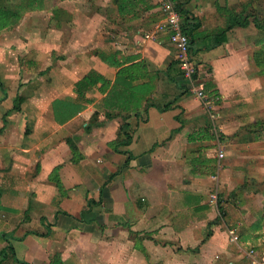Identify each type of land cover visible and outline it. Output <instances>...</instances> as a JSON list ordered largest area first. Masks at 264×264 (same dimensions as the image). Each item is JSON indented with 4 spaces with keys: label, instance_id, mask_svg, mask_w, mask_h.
I'll return each instance as SVG.
<instances>
[{
    "label": "crops",
    "instance_id": "0c3cea01",
    "mask_svg": "<svg viewBox=\"0 0 264 264\" xmlns=\"http://www.w3.org/2000/svg\"><path fill=\"white\" fill-rule=\"evenodd\" d=\"M144 1L156 12L120 19L109 0L108 20L96 0L75 42L49 43L64 61L49 67L48 83L20 82L11 98L0 83V250L9 243L24 264H249V250L264 256V67L252 60L254 31L233 27L207 49L231 4L178 0L199 23L189 51L200 101L185 90L166 35L144 39L162 0ZM59 8L56 33L72 22ZM108 25L115 33L105 39ZM112 49L158 73L152 106L125 113L91 88L90 103L56 124L52 101L74 102L77 80L110 71L88 52ZM120 128L130 141L114 149Z\"/></svg>",
    "mask_w": 264,
    "mask_h": 264
},
{
    "label": "trees",
    "instance_id": "16d2710c",
    "mask_svg": "<svg viewBox=\"0 0 264 264\" xmlns=\"http://www.w3.org/2000/svg\"><path fill=\"white\" fill-rule=\"evenodd\" d=\"M63 1V0H60ZM174 11L178 14L180 19V30L184 34L188 41L189 50L191 45L197 40L196 31L199 28V23L196 19L189 14L183 8V4L178 0H175ZM39 0H28L27 5H18L13 8L0 7V32L7 30L13 24L19 21L22 13L27 10L38 9L36 7ZM115 7L117 16L120 19L130 16L131 18L136 16L139 11L148 12L157 10V5H148L144 0H111ZM34 6V8H33ZM235 7H239V11H236ZM252 6V1H245L238 5H234L229 9L230 16L223 28L217 29L213 36V42L210 43V47L207 49L215 48L225 41V32L233 27L246 28L248 24H251L258 34L257 39L253 44L258 50L253 51L252 60L255 66L262 65L264 67V19L259 17L257 13L247 12L244 10L249 9ZM235 10V11H234ZM150 23H154V19L149 20ZM92 56L106 65L110 71L106 74H100L96 71H89L82 78L77 80L72 87V92L75 95L74 102L66 100H55L51 103V110L53 120L56 124L61 125L77 113H79L84 105L89 104L90 100L85 97L86 92L91 88H95L98 94H104V105L111 108L116 106L118 110L125 113L137 115L139 112L145 113L149 106H152L150 102V95L153 91L155 81L158 78L157 72H147L146 66L143 61L136 60V57L122 56L120 51L112 49L109 53L102 51H94ZM37 55L30 53L25 61L22 63L25 69L31 67ZM111 74V75H110ZM113 77V78H112ZM112 78V80H111ZM0 90L4 95L2 86ZM116 101V104L112 102ZM22 101L21 96H15L12 106L17 109ZM109 117V115H106ZM125 119V118H124ZM126 125V124H125ZM89 129L86 128V130ZM121 139L114 144V149L117 146H125L130 141V133L126 134L119 129ZM71 153H74L75 147L69 139L65 140ZM113 146V143L110 144ZM118 152V151H117ZM0 264H24L18 261L13 254L12 247L9 243L0 250Z\"/></svg>",
    "mask_w": 264,
    "mask_h": 264
},
{
    "label": "rangeland",
    "instance_id": "374dc122",
    "mask_svg": "<svg viewBox=\"0 0 264 264\" xmlns=\"http://www.w3.org/2000/svg\"><path fill=\"white\" fill-rule=\"evenodd\" d=\"M103 1L105 2V8H102V10L105 11V15L109 20L111 19V13L108 11L111 10L108 7L110 3L109 0H102V2ZM226 1H228L229 5L231 4L230 9L234 5L244 3L245 1H252L253 7H249V9L244 10V13H257L259 17H263L264 19V0ZM164 2H168L174 10V4H176L175 0H162L160 4ZM27 3L28 0H0V7L13 8L18 5L25 6ZM35 4L37 3L35 2ZM95 5L96 0H39V3L36 5V7H39L38 9L25 10L18 22L13 24L7 30L0 32V70L4 66H8L10 68L8 72L0 73V83H2L1 85L6 90L9 98L15 95L17 86H22L20 82H25L26 80H31L32 82L33 80H36L37 83L40 82L39 84L42 85L49 82V67L55 63L64 61L63 55L57 54L53 51L49 52V43L52 42V39L54 40L60 38V36H62L60 42L63 44L75 42L76 33L80 32V22L85 17H89L91 14H94L96 11ZM57 6L62 7L59 8L61 9V20L69 23L72 18V22L66 27L65 25H60V32L56 33V29L54 28V17ZM235 8L236 11H239V7ZM65 15L69 17L67 20L65 19ZM247 27L248 30L254 31V34H250L249 38V45L251 46L253 40L257 38L258 34L251 24H248ZM102 32V36L107 39L109 36H105L106 32L115 33V29L112 25H108V28H102L101 33ZM78 43L79 45L82 44L80 41ZM110 46L111 45H106V48H110ZM93 52L94 51L91 50L88 54L90 55ZM30 53H35L37 58H35V62L31 67L25 69L26 67H24L22 63ZM23 68L25 71H23ZM252 71L253 70L250 67V75ZM1 74H3L5 78Z\"/></svg>",
    "mask_w": 264,
    "mask_h": 264
},
{
    "label": "built area",
    "instance_id": "2783aa9c",
    "mask_svg": "<svg viewBox=\"0 0 264 264\" xmlns=\"http://www.w3.org/2000/svg\"><path fill=\"white\" fill-rule=\"evenodd\" d=\"M159 11L161 19L156 22L149 34L144 35V39L153 38L156 34L160 33L166 35L168 43L173 49L174 63L181 80L184 82L185 90L193 94L198 100H204V94L195 86L196 69L191 61L187 38L180 30L178 14L168 2L160 4ZM221 156V153H219L218 158H221ZM214 201V194L209 195V203H213ZM253 253L254 251L252 250L248 251V255L250 256L249 264H264V256L255 258L253 257Z\"/></svg>",
    "mask_w": 264,
    "mask_h": 264
}]
</instances>
